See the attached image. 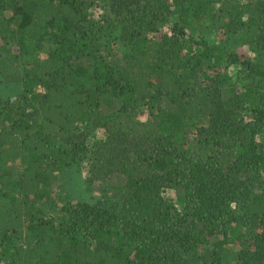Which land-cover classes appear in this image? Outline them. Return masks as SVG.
<instances>
[{
	"label": "trees",
	"instance_id": "obj_1",
	"mask_svg": "<svg viewBox=\"0 0 264 264\" xmlns=\"http://www.w3.org/2000/svg\"><path fill=\"white\" fill-rule=\"evenodd\" d=\"M0 78V264H264V0H0Z\"/></svg>",
	"mask_w": 264,
	"mask_h": 264
},
{
	"label": "rangeland",
	"instance_id": "obj_2",
	"mask_svg": "<svg viewBox=\"0 0 264 264\" xmlns=\"http://www.w3.org/2000/svg\"><path fill=\"white\" fill-rule=\"evenodd\" d=\"M92 16L95 19L101 18V15L104 14L101 9H95L92 11ZM205 39H207L211 44L216 42V35L214 33L204 34ZM49 48L46 47L42 51L38 53L39 58H45ZM246 51H249L246 49ZM231 76L234 78V81L237 82L240 76V67L232 66L230 68ZM23 92V86L20 83L16 84H7L2 81L0 78V94L5 98H13L16 95ZM140 119L145 120L146 114L144 111L140 113ZM104 135L103 131H100L97 134H93L88 139V144L91 146L94 141L99 138H102ZM23 160H18L14 165H12V170L18 172L22 167ZM90 162V158L81 162L80 167L66 168L57 173L54 185L52 186L53 194L58 199L59 206H62L66 203H79V202H91L94 203L98 201L102 194L99 190V186L97 183H89V175H88V164ZM81 168L79 172L77 169ZM24 241V239H22ZM229 250H236V247H230Z\"/></svg>",
	"mask_w": 264,
	"mask_h": 264
}]
</instances>
